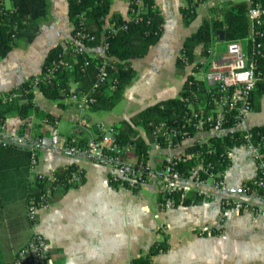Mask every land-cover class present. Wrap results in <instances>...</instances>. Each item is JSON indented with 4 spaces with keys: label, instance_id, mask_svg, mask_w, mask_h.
Segmentation results:
<instances>
[{
    "label": "crops",
    "instance_id": "1",
    "mask_svg": "<svg viewBox=\"0 0 264 264\" xmlns=\"http://www.w3.org/2000/svg\"><path fill=\"white\" fill-rule=\"evenodd\" d=\"M47 1L48 15L40 21L36 36L30 41L21 39L0 58V94L37 77L48 50L57 44L64 46L70 40L72 24L67 15V1ZM154 1L163 18L162 34L144 56L130 59L134 76L114 104H111L113 90L108 89L101 93L95 106L82 113L71 100L62 98L59 105L36 90L34 104L40 111L56 116V126L62 135H77L84 140L97 138L103 132L98 124L110 128L149 105L179 96L185 73V68L181 73L177 64L182 44L208 15L212 0L199 5L204 6L200 16L199 6L196 8L200 19L196 26L193 21L186 25L182 19L179 8L184 0ZM111 12L128 18V0H112ZM199 49L198 46L195 50ZM252 100L248 127L264 123V93L254 92ZM82 117L86 119L85 126L79 124ZM25 121L21 133L23 121L15 113H8L4 130L8 134L48 138L51 124L35 115ZM141 134L144 136L145 132ZM211 134L196 133L175 147L152 143L149 162L155 165L157 159L166 155H182L188 145ZM233 154L223 177L232 190L240 191L244 182L256 176L257 166L245 146L235 147ZM127 158L135 160L132 153ZM71 163L82 169V182L77 186H56L49 205L38 209L33 223L26 203L19 201L10 206L0 227V264L12 262L15 252L33 232L46 237L49 264H129L164 234L169 249L155 255L153 264H264V212L256 211L260 204L224 210L219 194L209 200L191 194L196 202L162 209L155 182L136 190L115 186L110 183L107 167L48 148L38 152L36 170L48 173ZM28 178L33 180L29 169Z\"/></svg>",
    "mask_w": 264,
    "mask_h": 264
},
{
    "label": "trees",
    "instance_id": "2",
    "mask_svg": "<svg viewBox=\"0 0 264 264\" xmlns=\"http://www.w3.org/2000/svg\"><path fill=\"white\" fill-rule=\"evenodd\" d=\"M67 15L72 24L71 36L80 30L95 35L96 45L100 42L102 34H105L109 42V52L112 56L108 67L110 80H117V87L112 91V103L120 97L124 88L131 82L134 70L130 66V59L144 56L149 48L160 39L163 30V18L154 0H128V18H124L118 12H111L112 0H66ZM206 0H184L179 10L186 25L196 18V8ZM258 1V0H255ZM264 4V0H259ZM47 0H0V58L17 46L21 39L32 40L39 30L40 21L48 15ZM248 3L246 0H222L209 6L208 15L203 18L197 30L187 36L182 44L180 52H183L192 60L195 49L199 46L204 54L216 41L220 40L218 30L225 32L224 40H237L249 34V20L247 17ZM115 28V32H109ZM73 51L70 40L66 45L60 44L51 47L45 57L41 73L30 80L20 84L8 92L0 94V126L5 124L8 113H15L22 122L21 133L26 127V119L35 115L42 118L43 122L52 124L56 116L40 111L34 104L33 98L36 90L40 91L48 99L57 101L66 97L76 83L80 89L88 90L96 79L101 57H92L87 53L76 55L73 61ZM72 62V68L61 66L55 71V77L50 81L46 76L47 68L53 61ZM88 63L85 64V61ZM179 71H184V63L178 58ZM258 78L253 93H264V56L257 59ZM35 87V90H34ZM109 89V84H103L95 93V106L103 91ZM25 96L21 99L20 96ZM184 92L178 97L158 101L148 107L132 114L128 120L120 121L111 126L115 134L114 142L123 148H130L135 162L147 165L149 160L148 150H151L153 142L164 141L160 136H153V123L165 121L168 125L178 126L185 137L195 135L191 126H185L181 120L185 104L182 100ZM226 122L224 126H229ZM145 132L143 136L141 132ZM103 132L96 139L103 136ZM248 134L253 143H260V151L264 158V123L250 126L246 131L229 130L225 134H211L205 140H195L188 145L182 158L176 161L173 168L188 176L201 163L202 167H209L214 172H224L227 164L225 155L233 147L242 146L245 135ZM22 135V134H21ZM80 139L81 143L86 140ZM77 168L74 163L56 171L57 180L52 187L63 185L64 187L77 186L67 182L68 177ZM29 153L14 144L3 146L0 143V227L4 223L5 216L11 205L20 202L26 203L40 200L41 194L47 188L45 182L28 178ZM201 171L203 169H200ZM200 171V172H201ZM254 178L244 182L243 186L251 188ZM111 184L116 183L110 181ZM124 186H127L126 184ZM136 190L137 188H132ZM54 190V189H53ZM52 190V191H53ZM161 196V194H160ZM165 197L173 199V206L189 205L196 202L192 196L182 197L177 192L166 193ZM162 200V198L160 199ZM169 249L167 236L154 241L147 252L132 258L129 264H153V257L159 253H165ZM16 253V252H15ZM15 257V254H14ZM14 261V260H13ZM11 260L9 264H13Z\"/></svg>",
    "mask_w": 264,
    "mask_h": 264
},
{
    "label": "built area",
    "instance_id": "3",
    "mask_svg": "<svg viewBox=\"0 0 264 264\" xmlns=\"http://www.w3.org/2000/svg\"><path fill=\"white\" fill-rule=\"evenodd\" d=\"M222 0H212L209 6L215 5ZM248 3L247 17L249 20V34L237 40H218L210 46L203 54L201 49L195 50L192 60L185 53L180 52L178 58L184 63L185 73L182 91L184 95L185 108L181 120L185 126H191L196 133L209 132L213 134H225L229 130L246 131L247 118L253 107V91L258 78L257 59L264 56V4L261 1L246 0ZM110 28L109 32H115ZM106 35L102 34L100 42L96 41L95 35L84 30L76 31L70 38L73 58L76 55L87 53L92 57H101L102 62L95 81L86 91H73L66 94L65 99L71 100L79 112H85L95 103V93L103 84L108 83L109 89L117 87V80H110L108 67L112 56L109 52V42ZM224 43V45H222ZM88 60L85 61V64ZM63 68H72V62L53 61L52 66L47 68L46 76L50 81L55 77V71ZM77 86L76 83H73ZM72 84V85H73ZM35 90V87H34ZM231 122L229 126H224ZM80 126H85L86 119L80 118ZM153 136H160L166 147L179 146L181 142L192 137H185L178 126L168 125L165 121L153 123ZM99 129L108 132L102 138H91L84 143L80 142L77 135H62L54 121L50 126L48 138L37 135L31 137L29 134H8L4 125L0 126V143L5 146L14 144L29 153V171L33 179L45 182L47 188L41 194L40 200L27 202V212L32 223L36 219L38 209L47 206L52 196V184L57 180L56 171L42 173L36 170L38 164V152L43 148L49 150L63 151L74 157H83L108 168L110 181L116 185L128 188L155 182L158 185L162 200L160 207H172L173 199L165 197L166 193L177 192L182 197L194 194L205 200L221 196V207L241 208L253 204H260L256 211L264 212V158L260 151V143L255 144L245 135V146L251 153L256 163L257 174L254 177L251 188L242 187L240 191L232 190L226 183L224 172H214L209 167H202L199 163L195 170L188 176L173 168L176 161L182 155H166L157 159L155 165L149 160L147 165L129 160L127 157L132 153L131 149L120 147L111 137V127L103 124L97 125ZM204 139L199 138L201 142ZM264 140V139H263ZM160 145V142H153ZM229 149L225 155L227 166L233 160V149ZM150 154V150H148ZM200 169H203L202 171ZM201 171V172H200ZM83 171L80 167L71 173L67 182L77 185L82 182ZM50 251L46 237L39 232H33L28 241L15 253L13 264H49Z\"/></svg>",
    "mask_w": 264,
    "mask_h": 264
},
{
    "label": "rangeland",
    "instance_id": "4",
    "mask_svg": "<svg viewBox=\"0 0 264 264\" xmlns=\"http://www.w3.org/2000/svg\"><path fill=\"white\" fill-rule=\"evenodd\" d=\"M202 13H204V6L201 5L198 7V15L200 16ZM198 15L196 16L195 20H193V26H196L197 24H199V18ZM222 45H224V43H222Z\"/></svg>",
    "mask_w": 264,
    "mask_h": 264
},
{
    "label": "water",
    "instance_id": "5",
    "mask_svg": "<svg viewBox=\"0 0 264 264\" xmlns=\"http://www.w3.org/2000/svg\"><path fill=\"white\" fill-rule=\"evenodd\" d=\"M217 34H218L220 40H224L225 39V32L223 30H218ZM78 90H79V88L76 89V91H78ZM111 137L115 138V134H111Z\"/></svg>",
    "mask_w": 264,
    "mask_h": 264
}]
</instances>
